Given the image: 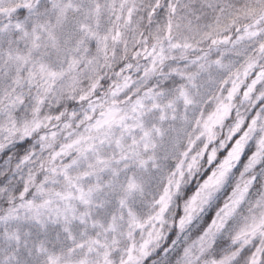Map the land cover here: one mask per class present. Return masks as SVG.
<instances>
[{
	"label": "snow or ice",
	"instance_id": "6c2138e0",
	"mask_svg": "<svg viewBox=\"0 0 264 264\" xmlns=\"http://www.w3.org/2000/svg\"><path fill=\"white\" fill-rule=\"evenodd\" d=\"M0 264H264V0H0Z\"/></svg>",
	"mask_w": 264,
	"mask_h": 264
}]
</instances>
